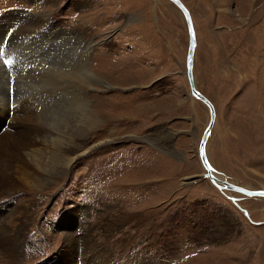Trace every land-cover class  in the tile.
<instances>
[{"label":"rangeland","instance_id":"obj_1","mask_svg":"<svg viewBox=\"0 0 264 264\" xmlns=\"http://www.w3.org/2000/svg\"><path fill=\"white\" fill-rule=\"evenodd\" d=\"M180 1L195 88L216 116L207 158L228 182L264 189V0ZM187 37L168 0H0V45L16 43L0 54L12 132L16 118L73 99L43 83L36 57L68 64L93 43L89 70L104 81L85 92L99 121L67 170L45 188L18 178L20 190H0V234L17 264H264V198L219 191L203 175L208 111L188 91ZM10 262L2 244L0 264Z\"/></svg>","mask_w":264,"mask_h":264},{"label":"bare ground","instance_id":"obj_2","mask_svg":"<svg viewBox=\"0 0 264 264\" xmlns=\"http://www.w3.org/2000/svg\"><path fill=\"white\" fill-rule=\"evenodd\" d=\"M169 2L172 3L171 1ZM187 12H188L191 24H192L190 13L188 10ZM192 28H193V24H192ZM193 33H194V28H193ZM56 34H58L57 31H56ZM64 35L69 36L68 33H65V32H64ZM48 38L50 37L48 36ZM78 39H81V37H78ZM24 40H26V38H24ZM67 40L69 39H64L62 43H65ZM194 40H195V34H194ZM12 42L13 43H10L9 45L3 44V45H6V48L0 49V54L2 55L8 54L12 50V47L16 45L14 41ZM195 44H196V41H195ZM3 45H0V46L2 47ZM91 45H93V43L85 44V46L81 48V51H80L81 54H80L79 59L77 61L75 60L76 62L74 61L68 64L67 62L68 60L70 61V59H72V56L61 57L64 59L63 61L66 63H63L62 61H60L61 58L56 59L54 63H51L44 54L36 57L35 54L33 53V56H35L36 59H38L41 62L40 65L43 66V69H44L43 70L44 73L42 75L44 76L42 79L43 83H46L49 85L52 84V86L54 85L56 87H66L67 89L70 90V94L72 95L73 99H71L72 101L70 100V102L67 105L62 106V104H57L49 108L47 111L46 110L45 112L43 111L44 113H42V115H40L39 117L31 113L32 111L30 112V108H28L27 110H29L30 114L27 117H24V116L23 118L15 117L16 119L14 121L18 122V126H21V131H19L18 133H16V130L12 132L11 127H10V121L12 120V117L10 118L9 116L10 112H9L8 105H10V100H9L10 97L8 96V86L9 85L6 79L12 78V76L8 75L7 77H4V82H2L1 80L2 78L0 77L1 78L0 79V96H1L0 98V123H3V125H5V128H6L4 133H0V190L17 189L18 191L19 189L18 178L22 179L24 183H28L29 188L31 189L45 188L49 186L48 184L54 182L56 177L59 174H62L63 172H65L69 164L72 161H74L75 158H77V154H78L77 151L79 150V147L83 145V141L87 138L88 133L91 132L94 126L96 125V124L94 125V123H96L95 121L96 120L97 122L99 121L97 118H94L90 114L91 110H89V105H88L89 101L87 100L85 96V92L88 90V88H92L93 86L104 85V81L100 77H98L96 74H94L93 72L89 70L88 54H89L90 49L92 48ZM16 48H18V45L16 46ZM194 52H195V45H194L193 53L191 56L192 85L195 88L194 77H193ZM56 58H59V57H56ZM3 63H5L4 60H3ZM61 65L63 66L60 68ZM4 66L6 65L4 64ZM0 67L2 68L1 65ZM6 68L8 69L9 67L6 66ZM3 75H4V71H3ZM63 76L65 78L62 79ZM199 102L206 108V106L201 101ZM39 106H41V104H39ZM60 106L64 110H66L67 113L61 110L59 108ZM213 110H214V107H213ZM215 117L216 116H215V111H214V120H213L211 127H213L215 124ZM1 129L2 128H0V130ZM208 138H209V134L206 138L203 149H204L206 161L213 168L206 154V146L208 143ZM100 144H103V143H99L98 145ZM211 173L213 177L216 179L218 184H221V182L223 181L230 183L227 181L224 175L218 173L217 171L215 172L211 171ZM243 188L252 190L251 188H247V187H243ZM218 190L219 191H224V190L231 191L228 189H218ZM232 192H235V191H232ZM235 193H238V192H235ZM238 194H241V193H238ZM246 197L262 198L259 196H246ZM2 234L3 233L0 234V244L1 245L3 244V250L4 252H6L8 259L12 262V263L10 262L9 264H17L18 254L16 251V246L13 243V239H11L12 237L10 238L9 236L3 237ZM66 259H68V257Z\"/></svg>","mask_w":264,"mask_h":264},{"label":"water","instance_id":"obj_3","mask_svg":"<svg viewBox=\"0 0 264 264\" xmlns=\"http://www.w3.org/2000/svg\"><path fill=\"white\" fill-rule=\"evenodd\" d=\"M171 1L181 12L184 22H185V27L186 31L188 34L187 37V49H186V54H185V76H186V81H187V87L188 91L190 92V95L201 101L207 108L208 111V121L206 125L203 127L201 136L199 138V142L197 145V155L199 157V160L201 162V166L205 170L203 175L209 180V182L215 186L217 189H228L231 191H235L241 194H244L246 196H259L264 198V196L259 195L260 193H264V189H245L243 187L227 183L226 181L221 182V184H218L216 179L213 177L211 171H216L213 169L209 163L205 159V154H204V144L206 141V138L210 132L211 125L214 120V110L212 107V104L207 100L200 92H198L192 85V75H191V56L193 53L194 45H195V40H194V33H193V28L192 24L187 12V9L184 7V5L179 1V0H169ZM201 149H203V156L201 155ZM185 182L182 184L192 181L190 177L184 178ZM249 193H253V195H249Z\"/></svg>","mask_w":264,"mask_h":264},{"label":"snow or ice","instance_id":"obj_4","mask_svg":"<svg viewBox=\"0 0 264 264\" xmlns=\"http://www.w3.org/2000/svg\"><path fill=\"white\" fill-rule=\"evenodd\" d=\"M201 155L203 156V149H201ZM249 195H253V193H249ZM259 195L264 196V193H260Z\"/></svg>","mask_w":264,"mask_h":264}]
</instances>
